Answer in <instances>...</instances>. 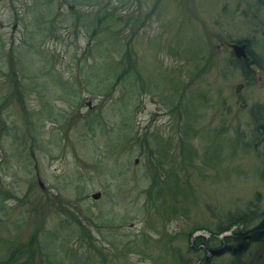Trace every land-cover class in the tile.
<instances>
[{"label": "rangeland", "instance_id": "obj_1", "mask_svg": "<svg viewBox=\"0 0 264 264\" xmlns=\"http://www.w3.org/2000/svg\"><path fill=\"white\" fill-rule=\"evenodd\" d=\"M244 40L264 0H0V264H264L213 239L264 212Z\"/></svg>", "mask_w": 264, "mask_h": 264}, {"label": "trees", "instance_id": "obj_2", "mask_svg": "<svg viewBox=\"0 0 264 264\" xmlns=\"http://www.w3.org/2000/svg\"><path fill=\"white\" fill-rule=\"evenodd\" d=\"M236 61V60H235ZM237 64L240 65L241 69L245 71L246 66L244 64H241V61H236ZM247 70V69H246ZM261 213V212H260ZM252 212V210L248 209L246 211H240L230 214L227 217V223L220 226L217 235L213 237L214 240H218V235L225 234L229 232V236L226 238V240L232 241V240H244L247 241L241 245H238L237 247L228 246V250L231 251V253H240L244 250H246L249 247L250 242L259 241L264 236V212L262 214ZM260 218V222L258 223V228H262L261 232H254L253 234H250L247 231L254 225L256 222V219ZM239 229H246L245 234L248 235L249 239L246 240L244 237V233H241ZM197 230V229H196ZM199 230V229H198ZM243 235V237L241 236ZM200 239V238H198Z\"/></svg>", "mask_w": 264, "mask_h": 264}, {"label": "water", "instance_id": "obj_3", "mask_svg": "<svg viewBox=\"0 0 264 264\" xmlns=\"http://www.w3.org/2000/svg\"><path fill=\"white\" fill-rule=\"evenodd\" d=\"M226 46L228 48L231 49L233 55L237 58V59H242L245 62H249V57L247 55V51H246V43H242V44H238V43H231V44H226ZM250 69L252 71H255L256 73H259L260 75H262V72L256 68L255 66H251ZM241 86H238L237 90H240ZM40 185H42L39 182ZM92 198L97 200L100 198V193H95L92 195Z\"/></svg>", "mask_w": 264, "mask_h": 264}, {"label": "flooded vegetation", "instance_id": "obj_4", "mask_svg": "<svg viewBox=\"0 0 264 264\" xmlns=\"http://www.w3.org/2000/svg\"><path fill=\"white\" fill-rule=\"evenodd\" d=\"M18 27L17 24H15L12 28V31L15 32L16 31V28ZM237 43L239 44H242V43H246V51H247V55L249 57V62H241V64H244L246 66V69H245V73L247 74V78H250L249 76H253V73L250 71V67L252 65L260 68L262 71H263V74H264V69L263 67L261 66V64L259 63V61L255 58V56L252 54V52L250 51V47H249V42L244 40V41H237ZM254 77V76H253Z\"/></svg>", "mask_w": 264, "mask_h": 264}]
</instances>
